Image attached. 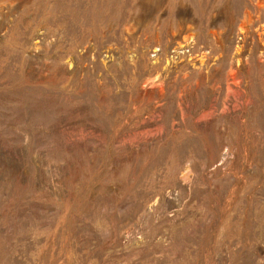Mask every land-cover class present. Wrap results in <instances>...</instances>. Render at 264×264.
<instances>
[{"label": "rangeland", "instance_id": "374dc122", "mask_svg": "<svg viewBox=\"0 0 264 264\" xmlns=\"http://www.w3.org/2000/svg\"><path fill=\"white\" fill-rule=\"evenodd\" d=\"M0 264H264V0H0Z\"/></svg>", "mask_w": 264, "mask_h": 264}]
</instances>
